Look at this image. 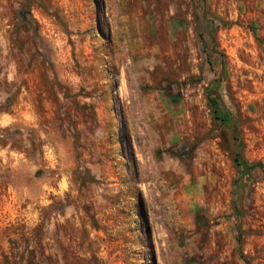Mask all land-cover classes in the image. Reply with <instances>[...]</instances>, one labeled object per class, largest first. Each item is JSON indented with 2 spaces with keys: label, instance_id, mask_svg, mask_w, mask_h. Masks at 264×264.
Returning a JSON list of instances; mask_svg holds the SVG:
<instances>
[{
  "label": "rangeland",
  "instance_id": "obj_1",
  "mask_svg": "<svg viewBox=\"0 0 264 264\" xmlns=\"http://www.w3.org/2000/svg\"><path fill=\"white\" fill-rule=\"evenodd\" d=\"M208 91L261 168L236 166ZM246 260L264 264V0H0V264Z\"/></svg>",
  "mask_w": 264,
  "mask_h": 264
},
{
  "label": "trees",
  "instance_id": "obj_2",
  "mask_svg": "<svg viewBox=\"0 0 264 264\" xmlns=\"http://www.w3.org/2000/svg\"><path fill=\"white\" fill-rule=\"evenodd\" d=\"M26 13L27 14L30 13L28 9L26 8L20 11L21 23L23 24L25 28H29L33 32H36V26L34 22L32 21V19L27 17ZM206 98H207L209 108L212 111V114L214 115L215 119H219L221 122L225 123L232 129V133L234 135V140L236 144L233 159H234L236 166L241 168L242 174L244 175L255 168H261L262 167L261 163H250L245 159L243 151H242L241 138L238 134V129L237 127L233 125L230 114L226 111H223L221 103H220V99L218 95L216 94V92L208 91L206 93ZM246 264H250V262L246 260Z\"/></svg>",
  "mask_w": 264,
  "mask_h": 264
}]
</instances>
